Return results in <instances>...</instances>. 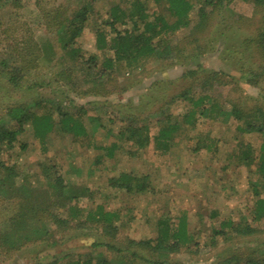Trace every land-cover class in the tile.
Masks as SVG:
<instances>
[{"label": "rangeland", "instance_id": "374dc122", "mask_svg": "<svg viewBox=\"0 0 264 264\" xmlns=\"http://www.w3.org/2000/svg\"><path fill=\"white\" fill-rule=\"evenodd\" d=\"M92 1L95 4L88 13L86 28L74 46L80 54L73 61L61 50L55 31L47 32L45 16L51 10L61 9L62 18H69ZM131 2L22 0L16 8L0 0V125L17 127L8 115L10 108L17 107L29 108L40 116L54 115L56 123L54 132L45 141L35 137L32 124L26 125L19 142L13 149L4 150L1 160L17 169L18 185L47 194L52 211L62 221L70 220L67 225L61 224V228L46 220L51 231L56 229V235L51 234L43 243L21 242L20 249L10 253L0 249V264H52L97 256L125 261L124 253L110 250L107 244L119 247L127 239L154 240L159 220L169 219L176 224L179 217L187 218L193 241L172 254L170 264H243L249 258L264 261V220L253 221L257 199L254 190L260 181L258 165L247 166L237 159L240 152L237 143L241 140L252 145L258 156L264 140L261 135L240 134L237 130L240 123L234 120L224 125L197 116L195 127L184 124L170 151L163 152L153 138L144 149L136 142H122L116 137L128 124L147 125L149 133L145 134L156 136L162 113L182 122L190 107L188 101L177 98L186 91L192 96L210 94L221 104L226 101V106L227 102H233L244 111L261 109L264 113V60L256 45L244 43L253 40L264 28V8L243 0L229 1L198 38L206 51L203 57L190 62L184 56L183 64L175 66L149 59L141 69L116 71L101 91L109 93L108 96H89L86 93L92 89L91 83L84 79L82 63L91 55H99L95 31H110L106 22L110 21L112 5L122 4L127 9ZM141 3L150 14L161 10L153 0ZM183 37L185 32H178L172 40L178 43ZM189 41L190 45L183 50L187 57L200 51L192 39ZM22 43L27 45V56L33 49H39L36 64H28L33 55L23 62L14 56L17 44L22 48ZM187 43L184 41L182 47ZM102 59L100 56L99 61ZM23 66L26 68L23 75L13 84L9 81L12 68ZM204 69L223 75L207 88L203 87L205 75L184 79L187 73H200ZM175 98L177 101L171 102ZM62 115L82 121L88 133L78 137L70 134ZM113 144L119 148L115 158L109 159L106 150ZM122 174H129L140 183L144 181L142 177L148 176L147 192L137 194L136 190L129 193L112 188L109 180ZM57 178L63 182L62 186L89 190L74 203H67L76 205L81 215L70 214L68 206L54 207L59 199L54 185ZM137 183L134 181L133 185ZM100 205L107 212L121 215L116 238L112 231L106 234L101 225L92 222L81 225L80 230L73 229ZM16 206L0 192V232L10 231L7 221L15 214ZM224 222L251 224L254 232L243 235L228 229L230 237L217 235L216 232L223 231ZM137 252L136 264L154 259L147 252Z\"/></svg>", "mask_w": 264, "mask_h": 264}, {"label": "trees", "instance_id": "16d2710c", "mask_svg": "<svg viewBox=\"0 0 264 264\" xmlns=\"http://www.w3.org/2000/svg\"><path fill=\"white\" fill-rule=\"evenodd\" d=\"M155 5L161 10L148 13L147 6L141 3V0H133L126 8L120 5H112L110 8V21L106 22L110 31L97 29L95 31V45L99 55H91L87 62L82 63V68L85 70L84 79L87 83H91V90L86 94L103 97L109 93H101L105 88V82L112 80L113 74L125 69H141L144 63L151 59L153 61L167 62L170 66L175 64H183L181 58L188 59L190 62H195L206 54V51L199 45L201 35H203L211 26L212 19L216 12L220 13L226 4L231 0H153ZM244 2L254 3L255 6L264 8V0H243ZM14 5L19 8L22 0H4L3 4ZM94 1L84 4L71 17L62 18V10H51L45 16L47 32L54 30L57 35V42L61 50L64 51L66 57H72L73 61L77 60L80 50L76 49L75 43L80 38L86 23L89 18V12L94 7ZM264 26V25H263ZM185 32L181 42L174 43L172 40L178 32ZM5 34V33H4ZM7 34V33H6ZM190 39L194 45H198L199 53L196 55H185L183 50H186L190 45ZM186 46L182 47V44ZM246 44L256 45L260 50L264 60V28L258 31V34L253 40L244 41ZM22 48L14 49V56H18L22 62L27 61L28 57H32L33 61H28V64L33 62L36 64L40 58L39 49L35 48L27 56L28 48L25 43H22ZM44 52V50H43ZM109 54V55H108ZM44 55V54H43ZM100 56L103 59L100 60ZM199 56V57H198ZM184 59V60H185ZM7 67L8 63H4ZM38 64V63H37ZM140 64V65H138ZM146 64V63H145ZM15 66V65H14ZM25 66V65H24ZM12 68V76L9 81L17 84L19 75L22 74L25 67ZM28 67V65L26 66ZM263 73H264V67ZM15 72V74H14ZM205 75L203 87L212 86L216 81L219 82V77L223 74L212 73L207 70L199 72L191 71L184 76V79H194L197 75ZM98 82V83H97ZM94 85V86H93ZM183 98L188 101L190 107L183 115V120L180 122L171 114L162 113L163 116L158 120L159 131L154 137L149 133V127L146 126H131L126 125L116 137L122 142L134 143L146 149L150 144V139H154L155 144L163 152L170 151L174 145L175 138L184 128V124L195 127L197 116L201 118H210L221 124L228 125L232 120L240 123L237 130L240 134L250 135L259 134L264 139V113L261 109L244 111L233 102L226 101L219 103L210 94H201L192 96L190 91L181 94L177 99ZM177 99H173L174 102ZM170 106V103H169ZM168 106V107H169ZM8 115L17 125L16 128H7L0 125V192L8 196L11 202L17 205L14 215L11 216L7 223L10 226V231L0 232V249L10 253L13 250L20 249L23 244L43 243L51 237V234L56 235L55 231H51L46 225V220L53 221V225L61 228V224L67 225L68 222L62 221L58 214L52 211V205L49 204V196L39 193L25 187L23 184L17 183L18 172L15 167L7 166L1 156L4 150H11L19 142L20 135L25 131L28 124L33 125L34 135L41 141H45L48 136L54 132L56 123L54 115L43 114L37 115L26 107L10 108ZM64 127L70 134L75 137L84 136L88 133V129L82 121L76 118H67L62 115ZM149 136V137H148ZM151 137V138H150ZM240 152L237 159L241 160L247 166L256 163L258 165L257 173L260 181L255 185V195L257 197L253 212V221L261 222L264 220V140L259 147L258 156L255 155V150L249 143L242 140L237 143ZM24 148V147H23ZM119 148L118 144H113L108 148L107 155L109 159H114L115 153ZM255 156V158H254ZM148 176L142 177V183L137 178L131 177L129 174H122L120 177L111 178L109 185L114 189L125 190L126 192H134L137 194L147 192ZM138 182L133 185V182ZM56 195L59 197L56 200L54 207H69L70 214L81 215V212L76 205L69 206L67 203H74L79 197L86 195L89 190L76 189L73 186H62L63 182L57 178L55 180ZM81 193L82 195H78ZM61 199V200H60ZM58 206V208H59ZM121 220V215L118 212H107L104 206L100 205L95 211H91L87 215V219L81 221L75 228L80 230L81 225L92 222L100 226L106 234L113 232L117 237L119 227L117 222ZM64 225V226H65ZM222 230L216 232L217 235L230 237L228 229L233 233L248 235L254 230L251 224L234 225L232 222L221 223ZM62 226V227H64ZM66 227V226H65ZM189 222L186 217H179L178 222L173 224L169 219L159 220L157 223L158 236L156 239L150 240H135L127 239L121 246L107 244V248L115 250L118 253H124L126 260H111L103 256L91 257L87 259L79 258L63 263L52 264H136L135 257L138 256L137 251L147 252L153 256L150 260L143 261L142 264H170V256L179 252L184 247H187L193 241L192 235L189 234ZM229 227V228H227ZM65 229V228H64ZM58 230V229H57ZM54 232V233H52ZM52 240V238H51ZM22 242V245H21ZM53 242V240H52ZM53 245V243H51ZM96 246H103L97 244ZM210 250V249H209ZM145 256V255H144ZM146 257V256H145ZM162 259V260H161ZM243 264H264L256 259L249 258Z\"/></svg>", "mask_w": 264, "mask_h": 264}]
</instances>
